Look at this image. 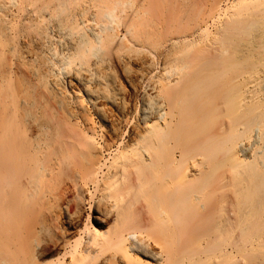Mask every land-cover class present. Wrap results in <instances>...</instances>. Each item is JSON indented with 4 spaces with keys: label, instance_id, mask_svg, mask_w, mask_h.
Here are the masks:
<instances>
[{
    "label": "bare ground",
    "instance_id": "1",
    "mask_svg": "<svg viewBox=\"0 0 264 264\" xmlns=\"http://www.w3.org/2000/svg\"><path fill=\"white\" fill-rule=\"evenodd\" d=\"M154 2L0 0V264H264V0L219 29L235 60L194 74L191 55L170 59L181 21L156 24ZM189 2L207 37L219 0ZM221 93L225 135L196 145L183 118ZM219 150L227 169L196 173Z\"/></svg>",
    "mask_w": 264,
    "mask_h": 264
},
{
    "label": "rangeland",
    "instance_id": "2",
    "mask_svg": "<svg viewBox=\"0 0 264 264\" xmlns=\"http://www.w3.org/2000/svg\"><path fill=\"white\" fill-rule=\"evenodd\" d=\"M254 1L253 0H219V7H218L219 10L217 11V14H215L211 18L208 17L205 20V28L208 31V36L204 37L202 35L200 29H199V26L194 25L195 23L194 24L190 23L191 21H193L192 19L191 20L189 19L190 22L188 20L189 15L192 14L191 9L189 8L191 2H189V4L188 3L186 4L187 0H182V1L181 0H155V2H154L155 7L153 6V8L156 10V12H157L156 15L158 16V18H155V19H158V20H156V24L158 23V25H160L163 22L177 24L181 21L182 25L180 23L179 24L181 27L183 26L182 28H184L181 30L182 31L181 33H178V36H181V37L179 39L177 47L170 52V59L172 60L173 65L177 69H180V66L186 61V57H184V56H186L187 54L191 55V58L195 60L194 65H193V74L195 72H197L198 69L201 68V66L203 65L202 63L205 62V59L215 60L218 62H221V61H228L229 62L231 60L230 62H233L235 60V58H233V57H236L235 55L237 54L236 49L234 48L233 44L231 43V40L226 41V42H221L220 35L218 33L219 29H220L221 25H223V21L230 14L235 15L237 18L246 16L248 12H250L251 10H253L257 6L255 3H253ZM8 3H10V0H8ZM186 8H188L189 10ZM12 9H14V8H12ZM185 9H186L187 15L185 13ZM189 12H190V14H188ZM115 14L117 17H116V22L113 24V27L115 29H118L117 24H118V17L120 16V13H119V11H115ZM183 14H184V16H186V18L183 17ZM8 19L10 20V23H8L9 21L7 23L10 24L12 27L16 26L17 29L22 34H26L29 31L28 25L24 24L22 21H20L18 19H14V20H12L10 18H8ZM178 19H179V21H178ZM184 20H185L186 24L189 22L188 23L189 26L185 25V22H183ZM185 26H186V28H185ZM122 32H123V30L121 29L120 33H122ZM50 33H51V31H50ZM214 36L218 37L219 40L217 42L212 41ZM234 38L239 39L240 34H235V36H233L229 39H234ZM0 39L2 40V37H0ZM3 39L5 40V38H3ZM4 40H2L0 42L2 43V42H4ZM161 42H163V41H161ZM222 43L224 44V46H222ZM4 44H5V42L2 44L0 49L5 47ZM224 49L226 50V53L222 54ZM0 51L5 54V49H4V52L2 50H0ZM200 54H203V56ZM1 57L3 58V56H0V64L3 63V60H4V59L2 60ZM230 74H232V72ZM233 76H234V73H233L232 77ZM18 77H19V75L16 78H18ZM259 77H260V75H255V74L252 75V80H254L256 85H255V89L254 88L251 89L252 98L249 99V101L250 100H252V101L256 100V97H257V101H258V97L259 96L261 97V92H259V84H260V78ZM230 78H231V76H230ZM0 79H1V76H0ZM1 83L2 82L0 80V84ZM222 95H223V93L216 96L213 99V102L211 104H205V105L201 106V108H203L206 112H208L207 116L205 118H203L204 120L199 121V120L195 119V118H197V117H195V115L194 116L190 115L188 117L183 118V120L184 121L186 120L188 123H191V122L196 123L194 125L196 126V128L198 129V132H199L198 135L196 133H194V137H195L194 139H195L196 145L202 144V142H204L205 140L206 141H215V140L221 141V139L224 137L225 132L228 128V118H227V111H226V107H225V102L222 98L223 97ZM245 103H247V100L240 103V104H237V111L239 110V108L242 109L246 105ZM256 103L257 102H255V101L249 102V104H251L248 107L249 112H251V110H252L255 114H258L260 108L255 106ZM89 117L95 125V133H96L95 139L98 143H101V137H102V135H104L103 127L101 126V123L98 121V119L93 114H91ZM177 120H180V117H177ZM180 121H182V120H180ZM126 140H127V138L124 136L122 138V141L126 142ZM239 158H242L240 156V154H239ZM201 162H202V164H201ZM190 164L192 165L193 169L195 168V170L196 169L199 170L198 169L199 167H204V168H207L206 169L207 171L209 169H216L219 172L225 171L228 167L226 157L220 150L209 161H203L200 156H196L190 162ZM192 170H191V173H193V175H195V172H193ZM197 170H196V173H197ZM184 182H185V179H182L181 183L179 185L181 186L182 183H184ZM167 183H169V182H167ZM167 185H169L170 187L168 188ZM166 186L168 189H166ZM166 186H165V188L164 187L162 188L163 192L173 190V187H172V185H170V183L166 184ZM200 193L197 194V197L202 198V199L207 198L208 194H207L206 190L203 191V194L202 193L200 194ZM146 194H147V196L149 194L148 188H146ZM192 198L194 199V198H196V196L195 197L192 196ZM140 204H141V202H138L135 205V208L138 209L140 207ZM87 214H88V211H87V209H85L84 213H83V217H82L83 221L86 218ZM138 234H141V237L145 238V231H143L142 233H138Z\"/></svg>",
    "mask_w": 264,
    "mask_h": 264
}]
</instances>
